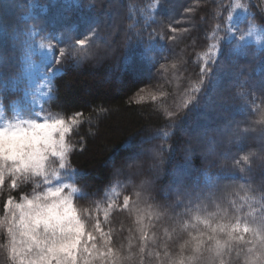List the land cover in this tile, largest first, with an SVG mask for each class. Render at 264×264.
Instances as JSON below:
<instances>
[{"label": "trees", "instance_id": "16d2710c", "mask_svg": "<svg viewBox=\"0 0 264 264\" xmlns=\"http://www.w3.org/2000/svg\"><path fill=\"white\" fill-rule=\"evenodd\" d=\"M6 2L0 0V68L6 73L0 84V121L15 123L31 118L26 115L28 110L39 113L41 120L83 113L78 118L81 124L69 138L76 148L70 154L67 171L76 169L85 174L76 186L86 184L81 193L90 194V198L75 200L74 206L88 207L92 199L99 202L106 195L114 197L106 186H117V182L127 185L117 187L121 203L125 194L135 198L134 186L141 182L158 195L177 184L206 185L209 177L219 179V188L242 182L234 179L242 173L233 171L231 157L244 154L247 145L255 141L234 145L229 141L240 135L233 122L242 121L246 113H252L249 122L259 120L260 109L253 111V102L264 108L258 88L255 93L251 91L264 82V0H10L7 7ZM157 3L161 6L154 10L152 6ZM223 27L231 28L234 35L221 39L225 35ZM138 32L143 33L145 42L149 33L154 39L164 37L163 41L156 40L148 53L159 62L155 69L144 58L145 44L139 42ZM103 37H110L108 45L100 42ZM76 39H86L89 58L57 65L62 71L51 82L55 93L50 99L49 81L40 71L45 65L42 56L55 55ZM29 43L36 48L40 43L45 45L32 57L31 70L25 61ZM165 63L167 71L160 68ZM173 63L177 69H172ZM206 64H213L215 70L199 104L181 109L180 120L174 127H166L173 124L166 118L167 111L183 104L198 84L200 66ZM140 88L144 89L140 95L146 97L145 101L130 104V97ZM224 93L228 98L224 99ZM213 94L223 98L212 103ZM101 107L106 111L100 112ZM222 108L226 109L223 113L219 112ZM230 122L231 127H227ZM198 125L206 130L221 128L217 136H208L212 146L209 156L203 152L206 143L188 142L186 131ZM165 131L172 134L165 137ZM256 135L258 132L249 133L250 137ZM137 153L141 154L138 159H126ZM224 155H228L227 161L222 159ZM54 159L49 157V163ZM51 168L64 171L58 162ZM116 168L121 170L118 176L113 175ZM252 178L257 186L264 182L260 169H253ZM65 182L70 181L65 178ZM9 183L6 177L0 186V217L5 198L11 195L17 201L43 184L29 183L11 190ZM104 206L101 204V220ZM195 213L193 208L190 215ZM109 219L122 231V242L127 246L128 214L114 212ZM159 235L163 238L162 230ZM138 239L137 233L131 240L134 251ZM150 250L154 253L158 249Z\"/></svg>", "mask_w": 264, "mask_h": 264}, {"label": "snow or ice", "instance_id": "6c2138e0", "mask_svg": "<svg viewBox=\"0 0 264 264\" xmlns=\"http://www.w3.org/2000/svg\"><path fill=\"white\" fill-rule=\"evenodd\" d=\"M160 6L157 3L152 7L155 10ZM261 12L264 14V9ZM217 27L222 28L221 25ZM92 31L95 34V28ZM223 31L225 35L221 39L234 35L231 28L223 27ZM136 35L139 42L145 44L144 58L151 69H155L159 62L153 61L148 53L156 46V40L163 41L164 37L154 39L149 33L145 42L142 32ZM86 43V39H76L74 44L68 42L55 55L47 57V63L40 71L49 81L50 99H54L55 93L51 82L62 71L57 65H63L67 60L86 58L90 54ZM44 48L43 43L38 48L31 43L26 46L25 61L29 70L34 67L32 57L38 49ZM171 67L177 69V64L173 63ZM160 68L168 70L166 63L160 64ZM214 70L213 64L200 66L197 86L190 90L182 105L167 111L166 118L173 124L166 127L175 126L181 118V109L199 104L200 97L212 82ZM5 77L6 73L0 68V84ZM257 88L264 97V82L253 86L251 91L255 93ZM143 91L140 88L133 93L129 103L139 105L144 102L146 97L140 95ZM152 99L156 97L152 96ZM261 105H264V99ZM258 108L259 120L249 122L252 113H246L242 121L233 122L235 132L240 135L231 139L230 145L246 143L248 139L255 141L247 145L244 154L231 157L233 171L242 173L234 177L242 181L239 185L219 188V179L213 181L209 177L206 185L177 184L161 190L163 195H158L141 182L134 186L135 198L125 194L121 203L117 187L127 185L121 186L117 182V186H106L115 193L114 197L106 195L99 202L92 199L88 207L80 208L74 206V201L90 198V194L81 193L88 187L86 184L76 186L85 174L76 169L70 173L67 170L70 154L76 148L69 138L81 124L78 118L83 113H64L63 116L41 120L39 113L28 110L26 115L31 118L0 127V186L5 184L6 177L10 178L8 186L11 190H19L29 183L47 185L53 179L58 186L47 187L46 191L37 192L31 198L22 196V202L18 203L11 195L4 199L3 216L0 217V239L4 240L0 244L3 250L0 264H264V182L257 186L252 178L254 168L260 169L264 176V108L253 102V111ZM99 111L106 109L101 107ZM37 131L41 134L36 135ZM257 132L256 136H249V133ZM171 134L168 131L163 133L165 137ZM49 157L55 159L49 163ZM222 159L227 161L229 157L224 155ZM56 162L64 171L51 168V164ZM120 171L116 168L113 175L118 176ZM65 178L70 182H65ZM101 204L105 205L103 220L100 219ZM193 208L196 213L190 215ZM114 212L128 214L130 235L127 246L122 242L125 239L122 231L114 228L109 219ZM161 230L163 238L159 235ZM137 233L139 239L134 251L131 240ZM152 248L158 250L153 253Z\"/></svg>", "mask_w": 264, "mask_h": 264}, {"label": "rangeland", "instance_id": "374dc122", "mask_svg": "<svg viewBox=\"0 0 264 264\" xmlns=\"http://www.w3.org/2000/svg\"><path fill=\"white\" fill-rule=\"evenodd\" d=\"M6 1H8V3H11V2H9L10 0H6ZM8 3L6 2V7L8 6ZM5 10L3 11L4 13L6 12ZM100 42H103V44L108 45L110 43V37L109 38L108 37L100 38ZM41 51H43V50H41ZM47 57H49V56L46 53H44L43 56H42V58H43L42 61H43L44 64L47 63ZM88 58H89V56H88ZM214 97H215V95L213 96V102L212 103H214L216 99L219 100V98H223L222 96H220V94L219 95H216L215 98ZM226 98H228V95H226V93H224V99H226ZM206 104H205V106H206ZM225 110H226L225 108H222V110L219 111V112H222L223 113ZM220 115H223V114H220ZM221 118L224 119L222 116H221ZM221 121L224 123L223 120H220L219 122H221ZM10 123H13V122H7V121L2 122V121H0V127H3L5 124H10ZM226 125H227V127L228 126L231 127L232 123L230 122V124L228 123ZM199 126L200 125H198L196 128L188 129L186 131L187 132V139H188V142L189 143H192V142H194V143H201V142L202 143H206L207 146L206 145L203 146L205 148L203 152H204V155L209 156L210 153H211L210 150H211V147L212 146H211V144L209 145V142L208 141H210V139L208 138V136H209V134H213L214 137H215V135L217 136L219 134V131H220L221 128L212 129V130H206V127H199ZM140 155H141L140 153H137L136 156H140ZM131 157H134V156H131ZM125 166L128 169V164H126ZM56 186H58V185L55 182H50L47 185L41 184L37 189H32V191H31V193L29 195L28 194L27 195L26 194L23 195V198H31V196L32 195H35L37 192L46 191L47 190V187H56ZM14 202H17L18 203V202H22V200L20 198L17 201L14 200Z\"/></svg>", "mask_w": 264, "mask_h": 264}, {"label": "clouds", "instance_id": "9594fccd", "mask_svg": "<svg viewBox=\"0 0 264 264\" xmlns=\"http://www.w3.org/2000/svg\"><path fill=\"white\" fill-rule=\"evenodd\" d=\"M35 134H36V135H40L41 133H40V131H37Z\"/></svg>", "mask_w": 264, "mask_h": 264}]
</instances>
